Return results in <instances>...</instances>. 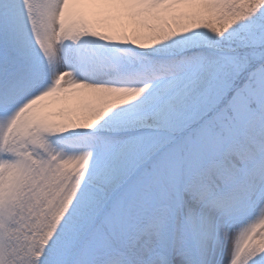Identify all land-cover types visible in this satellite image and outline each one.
<instances>
[{
	"label": "snow or ice",
	"instance_id": "snow-or-ice-1",
	"mask_svg": "<svg viewBox=\"0 0 264 264\" xmlns=\"http://www.w3.org/2000/svg\"><path fill=\"white\" fill-rule=\"evenodd\" d=\"M0 264H264V0H0Z\"/></svg>",
	"mask_w": 264,
	"mask_h": 264
}]
</instances>
